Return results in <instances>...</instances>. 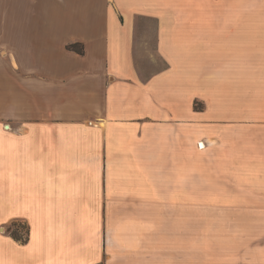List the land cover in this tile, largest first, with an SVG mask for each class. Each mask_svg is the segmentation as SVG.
I'll use <instances>...</instances> for the list:
<instances>
[{
    "label": "crops",
    "instance_id": "0c3cea01",
    "mask_svg": "<svg viewBox=\"0 0 264 264\" xmlns=\"http://www.w3.org/2000/svg\"><path fill=\"white\" fill-rule=\"evenodd\" d=\"M231 153L264 214V0H0V264H197Z\"/></svg>",
    "mask_w": 264,
    "mask_h": 264
},
{
    "label": "rangeland",
    "instance_id": "374dc122",
    "mask_svg": "<svg viewBox=\"0 0 264 264\" xmlns=\"http://www.w3.org/2000/svg\"><path fill=\"white\" fill-rule=\"evenodd\" d=\"M204 106L196 103L199 110ZM202 170L194 214L197 264H255L256 239L264 238V214L253 212L252 169L231 153L223 169L207 166ZM243 178L249 180L243 184ZM241 191L247 195L240 197ZM0 232L11 236L15 233V239L21 242L29 238L23 220L1 223Z\"/></svg>",
    "mask_w": 264,
    "mask_h": 264
},
{
    "label": "trees",
    "instance_id": "16d2710c",
    "mask_svg": "<svg viewBox=\"0 0 264 264\" xmlns=\"http://www.w3.org/2000/svg\"><path fill=\"white\" fill-rule=\"evenodd\" d=\"M69 48H71V49H75V50H77V51L80 52V53H83V52H84L83 46L80 45L79 43H73V44H70V45H69ZM12 236H13V238L18 239V237L16 236L15 233H14V235H12Z\"/></svg>",
    "mask_w": 264,
    "mask_h": 264
},
{
    "label": "bare ground",
    "instance_id": "6f19581e",
    "mask_svg": "<svg viewBox=\"0 0 264 264\" xmlns=\"http://www.w3.org/2000/svg\"><path fill=\"white\" fill-rule=\"evenodd\" d=\"M202 145V144H201Z\"/></svg>",
    "mask_w": 264,
    "mask_h": 264
}]
</instances>
